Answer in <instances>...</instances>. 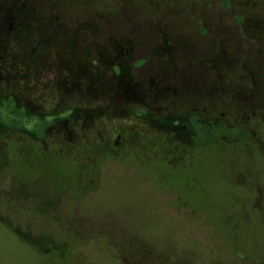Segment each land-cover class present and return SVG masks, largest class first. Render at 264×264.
<instances>
[{
  "label": "rangeland",
  "instance_id": "374dc122",
  "mask_svg": "<svg viewBox=\"0 0 264 264\" xmlns=\"http://www.w3.org/2000/svg\"><path fill=\"white\" fill-rule=\"evenodd\" d=\"M91 1L76 20L86 23L94 15L99 43L110 37L122 42L124 31L112 22L152 13L191 14L197 34L204 22L200 18L213 14L234 28L240 45L264 43V0ZM75 9L82 5L76 3ZM243 26L245 40L240 37ZM213 37L211 31L208 38ZM102 107L97 125L74 131L72 144L55 143L59 138L51 133L44 138L47 148L40 144L34 151L29 143L22 145L32 141L30 136L0 132V264H208L202 258L205 235L226 250L216 254L215 264L230 263L232 252L241 264H264V198L254 191L264 184V151L251 143L229 150L209 146L189 159L174 155L166 145L161 156L162 147L156 141L153 146L154 135L142 132L135 116L119 112L105 117L108 110ZM7 115L1 117L13 128L38 131V117L21 111ZM117 135L118 150L108 153L98 145L95 152L89 149L90 141ZM57 176L60 181L54 180ZM22 183L30 199L18 205L14 198L24 193ZM53 183L61 188L48 204L39 191ZM55 204L58 211L44 212ZM33 206L44 211L38 213ZM136 253L146 260L138 262Z\"/></svg>",
  "mask_w": 264,
  "mask_h": 264
},
{
  "label": "flooded vegetation",
  "instance_id": "af4514ba",
  "mask_svg": "<svg viewBox=\"0 0 264 264\" xmlns=\"http://www.w3.org/2000/svg\"><path fill=\"white\" fill-rule=\"evenodd\" d=\"M90 1L0 0V132L30 136L32 141L22 145L26 148L29 143L34 151L40 144L47 148L44 138L51 133L59 138L55 143L72 144L74 131L97 125L103 102V111L108 110L105 117L119 112L135 116L142 132L154 135L152 144L156 141L162 147L161 156L166 145L180 158L202 155L209 146L229 150L251 143L264 151V43L253 40L240 45L234 28L225 27L223 17L213 14L200 18L204 22L197 34L191 14L180 13L140 14L112 22L124 31L122 42L110 37L99 43L94 15L86 23L76 20L90 9ZM76 3L81 10L75 9ZM244 27L240 28L243 40ZM211 31L215 37L210 39ZM260 34L264 35V28ZM14 111L38 117V131L15 129L2 119L5 112L14 116ZM120 136L90 141L89 149L95 152L98 145L108 153L118 150ZM54 180L60 181L59 176ZM25 183L20 187L24 193L14 198L18 205L30 199ZM59 186L53 183L39 191L41 199L51 204L48 199ZM254 191L264 198V184ZM53 211H58L56 204L44 212ZM201 244L208 264H215L216 254L226 252L209 235L202 237ZM135 255L138 262L146 260ZM230 256L226 264H241L233 252Z\"/></svg>",
  "mask_w": 264,
  "mask_h": 264
}]
</instances>
